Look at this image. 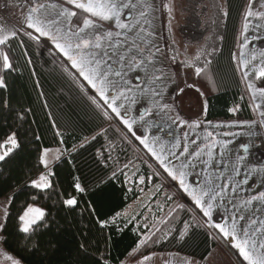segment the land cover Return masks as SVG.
<instances>
[{"label": "trees", "instance_id": "16d2710c", "mask_svg": "<svg viewBox=\"0 0 264 264\" xmlns=\"http://www.w3.org/2000/svg\"><path fill=\"white\" fill-rule=\"evenodd\" d=\"M213 1H186L189 23L195 26L200 21L205 26L201 36L213 26L214 39L217 33L219 39L211 53L201 50L195 63L200 74L195 86L187 85L179 93L180 110L188 118L209 121L253 119L235 62L248 0H226L225 13ZM27 33L20 30L0 45V77L5 84L0 88V144L14 134L19 145L0 161V198L8 199L0 233L4 248L23 264H120L128 258L134 261L171 251L207 258L219 242L187 204L177 206L150 239L144 238L150 225L144 224L146 219L140 221L142 212L127 211L131 203L151 181L160 186L156 197L165 193L166 206L177 194L110 122L53 44ZM201 40L214 43L208 36ZM3 54L9 58V69L3 68ZM257 85L264 88V77L257 79ZM196 93L206 98V106ZM54 146H62L66 154L49 170L50 186L36 188L32 182L45 169L42 151ZM68 199L76 203L65 204ZM32 202L45 215L24 233L19 218ZM141 240L147 243L139 244Z\"/></svg>", "mask_w": 264, "mask_h": 264}, {"label": "crops", "instance_id": "0c3cea01", "mask_svg": "<svg viewBox=\"0 0 264 264\" xmlns=\"http://www.w3.org/2000/svg\"><path fill=\"white\" fill-rule=\"evenodd\" d=\"M215 1L220 12L225 13L226 0H219L218 4L217 0H214V7ZM146 2L150 5L147 8L146 17H139L136 12L132 14L135 19L142 21L145 32L129 34L128 45L130 46L134 40L139 46V52L137 48H132L129 55L138 54L141 58L150 60L151 63L139 70L138 77L135 70L126 73L125 79L131 85L132 91L125 92L127 99L120 97L112 105L117 107L123 104V107L119 108L120 116H117L109 107L111 98L117 96V93L114 90H106L102 97L97 89L93 88L77 69L72 67V62L56 47V43L49 37H44L52 41V44L54 43L53 48L62 54L67 68L90 92L107 117L110 118V122L114 123L133 142L142 156L178 196H182V191H184L193 201L189 192L215 193L216 198L210 201L213 205L210 216L205 217L213 225L219 224L225 228L229 227L232 220L235 219L238 229L241 226L246 228L249 236L259 244L261 240H264V204L263 201H260V207H257L259 200L252 201L250 204L245 202L252 196L264 192V99L255 98L253 94L255 89L261 88L257 85L255 72L264 62V57L261 56V53L264 52V20L256 17L250 18L248 30L246 33L244 32V14L249 8L248 0L239 25L235 49V62L255 117L249 120L228 121L188 118L180 110L178 95L185 86L196 85V69H200V67L195 63L201 56V50L206 49L207 53H211L215 49L219 35L217 33L214 39L213 26H209V32L201 36L200 32L205 29V26L198 24L200 21L196 23L197 25L192 26V30L185 29L187 25L184 24L188 22L187 12L184 9L185 0H146ZM39 3L72 7L67 5L64 0H0V36L8 35L9 38L12 36V32L16 34L20 30L34 33V29L27 27L25 17L29 8L33 4ZM262 3L264 0H255L251 7L254 11H259ZM169 5L173 6L175 10V5L177 7L179 5L180 17L182 16L181 8L185 11V14L182 13L185 15L184 24H181L180 27L178 25V31L175 33L168 25ZM76 11L79 14L81 10L77 9ZM48 13L49 20L58 21L51 25L53 29L65 27L60 22L62 18L57 17L54 9L49 7ZM132 22L134 23L135 20ZM78 23L81 21L73 17V26ZM32 36L36 35L32 34ZM207 36L213 39V44L201 40ZM245 36L247 41H245ZM242 44L246 46L242 47ZM241 52L245 53L244 59L248 62L247 68L242 66ZM172 53L175 60H173ZM115 59L113 57V60L110 61L113 68L116 67ZM253 65L256 67L253 68ZM245 71L249 72L247 77L244 76ZM153 74L160 76V79L153 81ZM112 78L119 80V77ZM250 82L254 85L253 89L248 87ZM140 87L145 90L139 91ZM198 96L201 105L206 106V98ZM187 100L189 97H186ZM124 119H127L131 124V130L124 123ZM245 146H247V150H245ZM49 148L55 152L47 162L49 168L43 163L45 169L42 173L47 172V175L52 165L66 154L62 146ZM45 149L42 151L41 159L44 157ZM196 152H199V156L195 155ZM165 168L173 172L180 169L184 173L182 177L184 186L180 185L178 179L174 180ZM251 181H254V185L250 184ZM203 199L206 201L207 195ZM193 203L195 204L194 201ZM31 204L34 203H30L27 208ZM193 207H197L201 211V208L196 204ZM41 210L44 211V209ZM5 212L7 213V210L4 211L3 219H5ZM239 216H244L245 219L240 220ZM3 222L4 220L1 223ZM228 239L231 241L230 237ZM214 249L209 254L210 256L215 252Z\"/></svg>", "mask_w": 264, "mask_h": 264}, {"label": "snow or ice", "instance_id": "6c2138e0", "mask_svg": "<svg viewBox=\"0 0 264 264\" xmlns=\"http://www.w3.org/2000/svg\"><path fill=\"white\" fill-rule=\"evenodd\" d=\"M64 2L72 7L69 8L56 4L47 5L45 3L33 4L25 17L27 27L34 29L39 36H47L55 42L56 47L72 62V67L76 68L79 74L83 76L93 88H96L102 97H104L106 90H114L117 96L111 98L109 107L112 108V111L117 116H120L119 108L123 107V104L117 107H113L112 105L120 97L127 99L125 92L132 91L131 85L125 79L126 73L135 70L138 77L139 70L143 69L146 64L151 63L150 60H145L138 54L129 55V53L132 52V48H137L139 52V46L136 45L134 40L130 46L128 45L129 34L137 32L143 34L145 32L142 21L135 19L132 15L133 12H136L139 17H146L147 8L150 7V5L147 4L146 0H64ZM253 3H255V0H249V8L244 14L245 33L248 30V21L250 18L256 17L257 19L264 20V3H262L259 11H254L252 9L251 5ZM49 7L56 11L57 17L62 18L60 22L63 23L65 27H56L53 29L51 25L56 24L58 21L49 20ZM77 9L81 10L79 14L76 11ZM73 17L78 18L81 23L73 26ZM133 20H135L134 23L132 22ZM105 25L107 26L105 27ZM73 27H75V30H73ZM11 35L15 36V32H12ZM27 35L32 39H38V37L32 36L31 33H27ZM7 39L8 35L0 36V45L5 44ZM245 41H247L246 36ZM241 46L244 47L246 45L242 44ZM261 56L264 57V52L261 53ZM113 57L116 58L114 61L116 64L115 68H113L110 63ZM244 57L245 53L241 52L242 66L247 68L248 62ZM2 60L4 69L11 68L7 54L2 55ZM255 67L256 66L253 65V68ZM200 71L201 69H196L197 75L200 74ZM248 75L249 72L245 71L244 76L247 77ZM255 75L257 79L264 77V62H262V65L255 72ZM112 77H119V80H114ZM159 79L160 76L155 74L152 75L153 81ZM98 85L99 87H97ZM2 87H5V84L3 79L0 78V88ZM248 87L253 89V83L250 82ZM144 90L143 87L139 88L141 92ZM257 93L259 94L258 96ZM253 94L255 98L264 99V88L255 89ZM107 102L106 100V103ZM230 111H235V109H230ZM124 123L131 130L132 126L128 123L127 119H124ZM141 142L143 143V140ZM9 144L11 146L6 147V145ZM18 146L15 135L9 136L4 144H0V149L6 147V150L0 154V161L4 160ZM245 150H247V146H245ZM153 154L155 155V153ZM195 155L199 156V152H196ZM41 162L47 167L46 160L42 158ZM161 163H163V161H161ZM165 170L168 171V174L172 176L174 180L178 179L181 186H184V180L182 179L184 173L180 169H176L175 172L169 171L167 168H165ZM32 184L34 187L41 189L50 186L47 182V177L44 175H41L39 181H33ZM76 187L78 190L83 191L79 184H77ZM185 191H187V189H185ZM188 194L192 197L195 204L201 208L203 214L205 216H210V210L213 207L210 201L216 198V194L197 193L195 191L189 192ZM205 195H207L206 201L203 199ZM256 200L264 201V192L252 196L245 203L250 204L252 201ZM75 203V199H68L65 201L67 205H74ZM6 215L7 213L5 212V217ZM44 215V211L40 208L29 206L19 218L21 221L20 231L29 233L32 230V225L42 220ZM239 219L243 220L245 217L239 216ZM214 226L219 229L224 237L231 238L232 247L237 249L239 255L243 257L248 264H264V251H258L264 250V240H261L259 244H257L249 236V232L246 228L241 226L238 229L235 219L232 220L231 225L227 228L219 224ZM4 227V223H0V233H3ZM185 235L186 232L181 233L180 238L183 239ZM3 241H5V237L0 235V242ZM144 243H147V241L141 240L139 242V244ZM133 251H135V249ZM0 256L10 261L11 264H21L19 260L5 253L2 249H0ZM144 259H148V257Z\"/></svg>", "mask_w": 264, "mask_h": 264}, {"label": "rangeland", "instance_id": "374dc122", "mask_svg": "<svg viewBox=\"0 0 264 264\" xmlns=\"http://www.w3.org/2000/svg\"><path fill=\"white\" fill-rule=\"evenodd\" d=\"M185 2H186V0H185ZM175 7H176V10L173 9L174 8L173 6H170V5L168 6V14H169L168 25H169V27H171V30H173L174 33H175V31L176 32L178 31V29H177L178 25L180 27L181 24H184L183 19L185 16L182 14V13L185 14V11H183L182 8L180 10V12H181L180 14L182 16L181 17L179 16V10H178L179 5H178V7L175 5ZM175 15H176V17L174 18ZM187 18H188L187 19L188 22H185V24H184V25H187V28L185 27V29L186 30H192L193 25L191 23H189L190 18L188 15H187ZM32 34L36 35V37H38L39 39L48 41L49 43L52 44V41H50L48 38H45L44 36H39V34L35 33V32ZM181 44H182V42H181ZM57 54L62 57V54H60V53H57ZM4 98H5V96L3 95L2 101H4ZM10 146H11L10 144L6 145V147H10ZM6 147L4 149H0V154H2L3 151L6 150ZM44 151L45 152H44L43 159L48 162V160L50 159V156L55 152V150L50 149V148H46ZM45 153H46V155H45ZM47 168H49V166ZM134 173H136V171L133 172L132 174H130L131 178L133 177ZM41 175L46 176L47 182H49L47 172L46 173L41 172L40 175H37V178H35L34 181H39V177ZM243 178H245V177H243ZM241 179H242V177H241ZM150 183H151L150 187L144 188L142 190L141 196L137 200L132 202L129 209L127 210L129 213H132L135 215H138L141 212L143 213L140 221L146 219L144 224L150 225V228H149L150 230L144 236V238H148L152 234V232H154L159 227V225L166 219V217L177 206H179L181 204H187L190 206V208L193 210V212L202 220V222L208 226V228L210 229L212 234L217 238V240L219 242V247H216V249H214L215 252H213L211 254V256L209 255L210 257L208 256L205 259H199V258L188 256L184 253H180L177 251H171V252L151 253V254L145 255L141 258H137L134 261L131 260L130 258H128L120 264H248L247 262H244L242 260L243 257H241L237 251H235L237 249L232 247L231 241L228 238L224 237V235H222V233H220L219 229L216 228L211 223V221H209L205 217V215L197 207H193L195 204L185 194L184 191H182V196L177 195L176 199L171 203V205L166 206L165 202L162 199V197H164L165 193L162 191V193L159 194L158 197H156L157 194L160 193V190H159L160 186L159 185L155 186L156 182H154V184H153L151 181ZM250 184L254 185V181H251ZM248 190H249V186H248ZM244 191H245V189H244ZM34 204H31L30 206H32V207L36 206L40 209H43L39 204H37V203H34ZM259 204H260V200L256 206L260 207ZM263 204H264V201H263ZM6 205H8V199L7 198H0V223L4 220L3 219L4 218V211L7 210ZM257 209H259V208H257ZM263 210H264V206H263ZM0 249H2L5 253L13 256L15 259L19 260L16 256H14L10 252H8L4 248V246L1 242H0ZM145 257H148V259H144ZM0 264H11V262L5 260L3 256H0ZM21 264H23V263L21 262Z\"/></svg>", "mask_w": 264, "mask_h": 264}]
</instances>
